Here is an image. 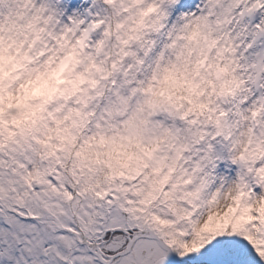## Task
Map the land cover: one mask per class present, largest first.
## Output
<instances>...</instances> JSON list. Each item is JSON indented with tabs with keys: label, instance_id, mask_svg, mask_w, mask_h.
<instances>
[{
	"label": "snow or ice",
	"instance_id": "snow-or-ice-1",
	"mask_svg": "<svg viewBox=\"0 0 264 264\" xmlns=\"http://www.w3.org/2000/svg\"><path fill=\"white\" fill-rule=\"evenodd\" d=\"M0 264H264V0H0Z\"/></svg>",
	"mask_w": 264,
	"mask_h": 264
}]
</instances>
